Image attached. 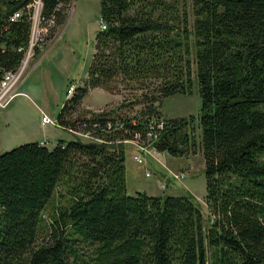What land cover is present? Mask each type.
<instances>
[{
  "label": "trees",
  "instance_id": "1",
  "mask_svg": "<svg viewBox=\"0 0 264 264\" xmlns=\"http://www.w3.org/2000/svg\"><path fill=\"white\" fill-rule=\"evenodd\" d=\"M35 1L0 0V79L23 64ZM41 1L34 56L66 20L68 0ZM178 1L99 0L104 28L86 77L56 116L94 140L72 134L0 154V264H264V0ZM193 83L197 116L156 110ZM95 88L141 90V116L77 113ZM134 139L172 156L200 151L206 211L190 193L128 195Z\"/></svg>",
  "mask_w": 264,
  "mask_h": 264
},
{
  "label": "rangeland",
  "instance_id": "2",
  "mask_svg": "<svg viewBox=\"0 0 264 264\" xmlns=\"http://www.w3.org/2000/svg\"><path fill=\"white\" fill-rule=\"evenodd\" d=\"M63 8L66 14L65 22L55 26L50 38L40 46L43 51L41 55L45 58L36 71L33 70L20 84V94L6 108L0 109V154L35 141L45 142L52 148L59 139L70 140L74 137L54 124H44L42 119L46 115L56 121L63 102L70 97L66 94L68 86L79 85L86 77L94 53V37L100 26L99 0H68ZM39 11L41 12V9ZM38 20L40 17H37ZM191 21L189 18L188 29L191 27ZM39 26L37 25L38 31L41 27ZM37 58L38 56L34 55L28 58V65L32 66ZM141 93V90L130 89L108 93L95 88L84 97L76 112H85L87 116L93 112L113 110L119 116L139 118L143 106L140 103ZM154 107L165 118L197 116L201 99L196 84L193 83L191 94L164 97L160 103H154ZM260 109L264 111V105H261ZM195 133L198 135L197 128ZM77 136L82 141L86 140L81 135ZM135 154L141 155L143 163L134 160ZM124 157L128 195H135L138 191L148 195L190 193L200 202L201 210L206 211V185L203 156L200 151L184 156H172L166 152H159L157 155L144 152L140 154L133 143L127 142ZM146 171L151 173L149 177L145 176ZM174 174L183 176L175 178ZM49 210L50 207L47 206L46 214Z\"/></svg>",
  "mask_w": 264,
  "mask_h": 264
},
{
  "label": "built area",
  "instance_id": "3",
  "mask_svg": "<svg viewBox=\"0 0 264 264\" xmlns=\"http://www.w3.org/2000/svg\"><path fill=\"white\" fill-rule=\"evenodd\" d=\"M33 7L36 9L34 10V26H33V32H32V40H31V44L29 46V49L26 53V56H28V58L33 57L34 55V47L37 45L38 42L42 41L43 39L41 38L42 32L45 30L44 28L40 27L39 31L37 30V25H40V20L37 21V17L39 19L40 17V9L42 8V1L41 0H36L33 4ZM36 11V13H35ZM36 14V16H35ZM20 13H16L13 17V20L17 19L20 17ZM39 15V16H38ZM100 26L102 28H104V26L100 23ZM27 58V57H26ZM26 59L25 61H23V64L20 66V68H18L15 71H9L6 72L3 76V78L0 79V109H4L6 108L10 102L18 95L20 94V92H18V88L20 86V84L22 82H24L26 80V78L29 76L30 74V66L28 65V60ZM74 91V85H69L67 90H66V94L67 95H71ZM44 124H54L56 126H58L56 121L51 120L48 116H44L42 119ZM123 123L121 122H116V126L117 128H122ZM156 127L157 129L162 128L163 126V122L162 121H158L156 122L153 127ZM59 127V126H58ZM108 127H111L110 122H108ZM69 133L71 134H75V135H81L82 137L86 138V139H92L94 140V137L91 135L90 131H75L72 128L66 129ZM153 134L151 132L147 133V138L150 139L152 138ZM139 137V136H138ZM136 136V138H138ZM125 142H131L135 145L136 149H138V152L140 154L144 153H153L155 155H157L159 152L155 149V147L152 145V143H145L144 141H142L141 139H134V140H125ZM134 160L137 163H143V159L141 157V155L139 154H135L133 156ZM151 175V173L149 171L145 172V176L149 177ZM183 176V174L181 175H175V178H181Z\"/></svg>",
  "mask_w": 264,
  "mask_h": 264
},
{
  "label": "crops",
  "instance_id": "4",
  "mask_svg": "<svg viewBox=\"0 0 264 264\" xmlns=\"http://www.w3.org/2000/svg\"><path fill=\"white\" fill-rule=\"evenodd\" d=\"M42 53H43V51H42ZM42 53H41V54H42ZM41 54L38 56V58H37L36 61L33 63V65L30 66V74H32L33 70L36 71V68L39 66V64L41 63V61L45 58V57L42 56L43 54H42V55H41ZM35 71H34V72H35ZM30 74H29V75H30ZM75 86H76V85H75Z\"/></svg>",
  "mask_w": 264,
  "mask_h": 264
}]
</instances>
